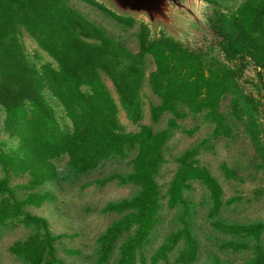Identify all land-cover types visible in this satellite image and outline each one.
<instances>
[{"label":"trees","instance_id":"1","mask_svg":"<svg viewBox=\"0 0 264 264\" xmlns=\"http://www.w3.org/2000/svg\"><path fill=\"white\" fill-rule=\"evenodd\" d=\"M79 1L102 11L125 33L136 28L132 34L137 49L123 35L115 36L90 19L71 0H0V108L4 111L3 131L18 139L16 147L0 148V174L28 180L26 192L17 197L9 179L0 176V238L17 224L29 229L23 239L9 246L10 253L23 264H70L57 255L56 237L47 220L28 209L52 199L45 189L48 184L76 183L116 162L126 164L128 171L114 172L93 183L116 182L131 185L135 191L103 207L118 218L98 236L95 264L171 260L194 264L199 240L192 223L193 202L187 196L193 182L207 191L206 217L212 229L226 237L222 247L236 253L253 248L243 264H264V221L224 218L223 210L236 199L225 198L220 180L198 158L211 140L234 139L243 122L251 129L264 169L256 120L243 119L244 113L253 116L252 100H245L237 87L248 63L264 71V0H205L211 8L208 23L216 33L215 43L206 49L191 48L163 32L151 36L143 22L117 15L95 0ZM223 1L238 4L224 11ZM24 33L38 46L33 56L25 48ZM41 51L50 60H44ZM148 58L155 68L146 75ZM105 77L111 80L117 98ZM147 83L158 98L148 104L152 125L144 123ZM228 94L233 98L226 113L222 104ZM47 95L60 105L70 121L69 129L60 127ZM121 109L137 130L123 126ZM165 115L164 126L154 128ZM199 117L210 124L211 131L177 156V169L162 194L157 177L166 146L177 132L197 133L200 123L189 127L185 121ZM64 158L66 165L60 168L57 161ZM220 169L226 179L238 178L237 171L226 163ZM163 199L179 212L182 224L148 253ZM210 264L225 263L213 259Z\"/></svg>","mask_w":264,"mask_h":264},{"label":"rangeland","instance_id":"2","mask_svg":"<svg viewBox=\"0 0 264 264\" xmlns=\"http://www.w3.org/2000/svg\"><path fill=\"white\" fill-rule=\"evenodd\" d=\"M72 4L81 10L90 19L96 21L105 27L115 36H124L130 47L137 49V42L132 34L133 30L127 33L123 32L112 18H108L99 9L87 5L79 0H71ZM223 10L228 11L234 9L238 2L223 1ZM211 11L210 6H206L199 11L202 19L207 17ZM201 19V20H202ZM204 23V20H202ZM205 25H209L205 21ZM210 27V26H209ZM208 27V29H209ZM195 33L187 34L184 44L191 48H209L215 43L216 33L206 29L197 28ZM157 34V33H155ZM188 37H190L188 39ZM23 42L30 56L38 50L35 40L28 34L24 33ZM44 60H50L46 52L41 51ZM240 69V65L236 66ZM153 61L148 58L146 63V75L154 70ZM106 83L114 91L111 80L107 77ZM237 87L245 100L251 99L250 108L253 116L244 113L243 119L246 121L256 120L255 130L259 134L262 147L264 148V71L257 68L252 62L248 63L243 69L242 75L238 79ZM146 97V107L144 115V123L151 124V116L149 113V102H157L158 98L151 90L148 83L144 87ZM233 94H228L222 104L224 112H230V101ZM47 100L53 106L59 125L62 129H69L71 124L65 116L60 105L51 96L47 95ZM119 118L123 126L127 130H137L133 126L125 111L119 112ZM168 116L162 117V122L153 124L154 128L164 126ZM185 125L193 126L200 123L201 127L193 136H188L182 132H177L169 140L165 150V162L161 167L157 181L160 185L162 194L172 179L176 169V158L183 151L201 141L211 131L209 123L199 118L186 119ZM4 111L0 108V148L9 150L18 145V139L10 137L3 131ZM238 133L234 139H217L211 140L204 149L201 150L198 158L199 162L206 165L211 172L222 183L226 199H236L231 205L223 210V217L228 221L250 222L264 221V193L261 192L264 187V169L263 157L261 156L259 147L251 134L250 127L240 122L237 127ZM67 159L57 161L60 168H64ZM226 163L237 171V179H226L220 169L221 164ZM129 169L126 164L108 163L95 171L90 177L82 178L76 183L62 182L48 184L45 189L52 193V199L44 202L40 207H30L28 212L32 215L43 217L48 222L49 231L56 237L57 255L65 262L70 264H95L96 246L98 236L106 230V228L118 217L114 214L106 213L102 209L111 201L129 197L135 191V187L131 185H119L116 182L107 183L104 186H98L93 183L94 180L100 179L114 172L125 173ZM1 177L6 176L17 197H22L26 192L25 186L28 182L26 178L15 177L14 175L0 174ZM86 182H90L86 185ZM187 196L192 200L194 206V217L192 223L199 240V254L194 264H210L213 259H219L225 264H243L248 260L253 248H249L241 252H233L229 248H223V241L226 237L217 233L212 229L207 220V200L208 195L205 188L199 182H193ZM179 212L167 206L166 200H162V208L159 214V224L157 226L155 236L151 241L148 253L159 247L168 234L176 230L181 225ZM29 233V229L23 225L17 224L6 229L0 238V264H23L18 258L9 251V246L23 239ZM253 245V242H250ZM118 251H115L111 258L113 262ZM174 264L173 260L169 263Z\"/></svg>","mask_w":264,"mask_h":264},{"label":"water","instance_id":"3","mask_svg":"<svg viewBox=\"0 0 264 264\" xmlns=\"http://www.w3.org/2000/svg\"><path fill=\"white\" fill-rule=\"evenodd\" d=\"M117 15L132 17L150 29L151 36L163 32L181 43L187 34L201 28L213 32L207 17L202 19L200 10L209 3L205 0H95ZM211 13V11L209 12ZM204 20V23L202 20ZM209 27V29H208ZM190 37H188L189 39Z\"/></svg>","mask_w":264,"mask_h":264}]
</instances>
